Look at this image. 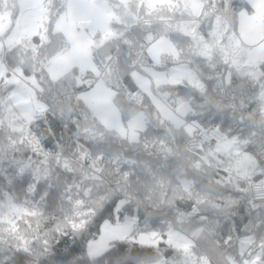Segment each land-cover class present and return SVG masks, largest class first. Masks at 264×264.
Instances as JSON below:
<instances>
[{"label": "snow or ice", "instance_id": "1", "mask_svg": "<svg viewBox=\"0 0 264 264\" xmlns=\"http://www.w3.org/2000/svg\"><path fill=\"white\" fill-rule=\"evenodd\" d=\"M0 264H264V0H0Z\"/></svg>", "mask_w": 264, "mask_h": 264}]
</instances>
